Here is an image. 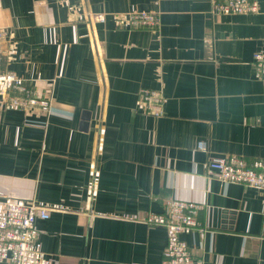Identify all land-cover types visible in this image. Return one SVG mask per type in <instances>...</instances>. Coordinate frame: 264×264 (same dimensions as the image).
Here are the masks:
<instances>
[{
  "label": "crops",
  "instance_id": "0c3cea01",
  "mask_svg": "<svg viewBox=\"0 0 264 264\" xmlns=\"http://www.w3.org/2000/svg\"><path fill=\"white\" fill-rule=\"evenodd\" d=\"M79 1L76 19L56 0H0V72L25 82L0 87V205L48 209L38 243L55 264H161L167 232L149 214L194 201L206 227L182 235L194 264H264V189L205 175L217 155L264 159L252 65L264 0L235 14L212 0ZM140 10L156 29L113 19ZM144 88L163 94L160 116L138 108ZM27 92L52 113L27 117Z\"/></svg>",
  "mask_w": 264,
  "mask_h": 264
},
{
  "label": "built area",
  "instance_id": "2783aa9c",
  "mask_svg": "<svg viewBox=\"0 0 264 264\" xmlns=\"http://www.w3.org/2000/svg\"><path fill=\"white\" fill-rule=\"evenodd\" d=\"M58 4L67 7L70 16L82 18V2L79 0H56ZM212 9L217 13L235 14L252 13L259 8L258 0H212ZM95 18L105 19L103 13ZM115 23L130 28L156 29L158 16L146 10L113 15ZM13 52V44L10 45ZM252 65L254 75L264 84V50L256 51ZM24 79L13 70L0 72V87L2 95L8 89H18L24 86ZM27 99L22 104V110L27 117L38 115L39 111L47 115L53 108L49 97L27 92ZM163 94L158 90L141 89L137 106L150 115L160 116L163 113ZM200 149H205L206 143H198ZM206 176L217 175L225 182H241L245 185L264 189V159L248 160L238 155H217L206 164ZM202 205L194 201L169 199L163 213H150L149 224L162 225L167 232V244L163 251L161 264H194L188 242L183 238L185 233L205 231L206 227L199 214ZM50 216L46 207L35 202L9 200L0 205V263L7 264H55L53 258L47 256L38 243L36 223L39 219Z\"/></svg>",
  "mask_w": 264,
  "mask_h": 264
}]
</instances>
